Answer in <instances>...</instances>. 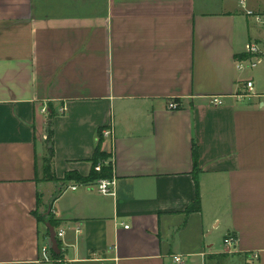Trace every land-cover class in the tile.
I'll return each mask as SVG.
<instances>
[{
	"label": "crops",
	"instance_id": "crops-1",
	"mask_svg": "<svg viewBox=\"0 0 264 264\" xmlns=\"http://www.w3.org/2000/svg\"><path fill=\"white\" fill-rule=\"evenodd\" d=\"M248 43L264 45V0H0V264H264V56L247 66ZM49 123L59 181L37 176ZM99 142L113 195L63 181L90 175Z\"/></svg>",
	"mask_w": 264,
	"mask_h": 264
},
{
	"label": "trees",
	"instance_id": "trees-1",
	"mask_svg": "<svg viewBox=\"0 0 264 264\" xmlns=\"http://www.w3.org/2000/svg\"><path fill=\"white\" fill-rule=\"evenodd\" d=\"M250 57L249 54L246 56V58ZM53 128H52V123H49V128H48V134L46 138V154L42 158V164L41 168H37V176H39V179L43 181H59L57 176L55 175L54 168H53V162H54V154H55V148H54V140H53ZM193 155H194V163L197 165L198 163V150L197 146L194 145L193 148ZM110 158V154L107 153L106 151L102 150L101 148V142L96 147L95 154L93 157V163H94V168L92 169L91 173L89 176H82L81 174L77 172H69L66 174L65 178L63 179L64 182L66 181H76L79 183H89L93 181H98L99 179L102 178H112L113 177V168L112 165L109 164H103L102 168L100 171H98L95 167L98 162H104ZM42 173V174H41ZM197 173L195 174L196 178V185H197V194L192 202L191 206L188 208V213L193 212V211H200L201 210V193H200V187H199V181H198V176ZM42 175V176H40ZM42 204V199L38 198V206ZM38 211H35V214L37 215L38 219L40 222L43 223H51L52 226H56L57 222L54 221V219L51 217V215L46 214V218L43 215H38ZM48 234H50L49 228ZM53 253V256L55 259H61L62 254L54 251L53 249L51 250Z\"/></svg>",
	"mask_w": 264,
	"mask_h": 264
},
{
	"label": "built area",
	"instance_id": "built-area-1",
	"mask_svg": "<svg viewBox=\"0 0 264 264\" xmlns=\"http://www.w3.org/2000/svg\"><path fill=\"white\" fill-rule=\"evenodd\" d=\"M249 13H252L251 11ZM261 20L260 18H258ZM246 50L247 53L249 54L250 57L247 58L246 64L249 67H256L261 61L264 56V45H260L258 43H248L246 45ZM240 67H243V64L240 65ZM247 87L249 88L250 91H253L254 89V82L253 81H248L247 82ZM212 103L215 105L222 104V100L218 97L213 98ZM179 107V104L177 102L171 101L169 102V108L170 109H177ZM43 113H48V108L45 106L42 110ZM113 133L112 130H107L104 132L105 135L110 136ZM101 163H99L98 169L100 170L101 168ZM116 184L115 178H102L98 180V191L104 195H113L115 194L114 192V186ZM72 189H76L77 186H71ZM126 228H129V225L125 226ZM64 236V231H60L58 233V237H63ZM224 243L228 246H233L236 243V238L233 236H228L227 238L224 239ZM49 250V246H44L43 251L47 252ZM254 257L257 258L258 254H254ZM175 261L177 262H182V257L181 256H175Z\"/></svg>",
	"mask_w": 264,
	"mask_h": 264
},
{
	"label": "water",
	"instance_id": "water-1",
	"mask_svg": "<svg viewBox=\"0 0 264 264\" xmlns=\"http://www.w3.org/2000/svg\"><path fill=\"white\" fill-rule=\"evenodd\" d=\"M47 226L50 230V241L52 244V249L59 253L60 249H59V241L57 239V233H56L54 227L51 225V223L48 222Z\"/></svg>",
	"mask_w": 264,
	"mask_h": 264
},
{
	"label": "rangeland",
	"instance_id": "rangeland-1",
	"mask_svg": "<svg viewBox=\"0 0 264 264\" xmlns=\"http://www.w3.org/2000/svg\"><path fill=\"white\" fill-rule=\"evenodd\" d=\"M42 174V173H41ZM42 176V175H41ZM44 202L42 201V204L38 207V209H37V213H38V215H44L45 216V218L47 217L46 216V214H47V209H45V208H43L44 206ZM47 219V218H46ZM223 236H221L220 238H222ZM210 264H214V263H211L210 262Z\"/></svg>",
	"mask_w": 264,
	"mask_h": 264
}]
</instances>
